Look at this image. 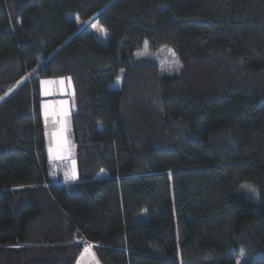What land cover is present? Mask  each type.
I'll use <instances>...</instances> for the list:
<instances>
[{
  "label": "trees",
  "instance_id": "16d2710c",
  "mask_svg": "<svg viewBox=\"0 0 264 264\" xmlns=\"http://www.w3.org/2000/svg\"><path fill=\"white\" fill-rule=\"evenodd\" d=\"M145 40L181 73L134 59ZM64 75L70 183L51 178L39 94ZM84 240L103 264H264V0H0V264H75Z\"/></svg>",
  "mask_w": 264,
  "mask_h": 264
},
{
  "label": "crops",
  "instance_id": "0c3cea01",
  "mask_svg": "<svg viewBox=\"0 0 264 264\" xmlns=\"http://www.w3.org/2000/svg\"><path fill=\"white\" fill-rule=\"evenodd\" d=\"M39 85L40 108L44 121L47 155L51 164V178L65 183L77 181L79 180V161L77 154L69 147L68 140L69 132L73 129L75 110L74 81L70 75H64L42 78ZM58 244L64 243H43V245ZM96 244L84 240L75 264H103L96 252Z\"/></svg>",
  "mask_w": 264,
  "mask_h": 264
},
{
  "label": "rangeland",
  "instance_id": "374dc122",
  "mask_svg": "<svg viewBox=\"0 0 264 264\" xmlns=\"http://www.w3.org/2000/svg\"><path fill=\"white\" fill-rule=\"evenodd\" d=\"M70 16L77 17L76 14H72ZM82 26L87 25V28L95 35V37L103 41L106 36V30L103 26H101L96 18H92L86 22H80ZM103 29V30H102ZM131 55L136 60H151L158 65V69L160 74L164 75H174L181 73L183 66L178 57V55L174 52V50L167 46L162 45L157 49H151L149 46V40H145L143 46L139 49L134 50ZM124 70H122L112 84V86L119 87L123 83ZM137 94V93H136ZM133 96V94H131ZM138 96H143V94H139ZM236 193L244 195L255 202H259V191L256 186L249 182L241 183L237 189ZM146 217V210L136 213L133 216L134 221L142 220ZM247 257L245 254L237 257V264H244Z\"/></svg>",
  "mask_w": 264,
  "mask_h": 264
},
{
  "label": "built area",
  "instance_id": "2783aa9c",
  "mask_svg": "<svg viewBox=\"0 0 264 264\" xmlns=\"http://www.w3.org/2000/svg\"><path fill=\"white\" fill-rule=\"evenodd\" d=\"M68 140H69V147L72 149V151L75 154H78V146H77V142L75 140V135H74L73 129L69 132Z\"/></svg>",
  "mask_w": 264,
  "mask_h": 264
},
{
  "label": "snow or ice",
  "instance_id": "6c2138e0",
  "mask_svg": "<svg viewBox=\"0 0 264 264\" xmlns=\"http://www.w3.org/2000/svg\"><path fill=\"white\" fill-rule=\"evenodd\" d=\"M103 30V29H102ZM42 83H44V82H42ZM45 107H47V106H45ZM87 251V250H86Z\"/></svg>",
  "mask_w": 264,
  "mask_h": 264
}]
</instances>
